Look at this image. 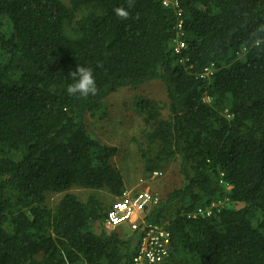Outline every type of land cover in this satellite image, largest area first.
I'll list each match as a JSON object with an SVG mask.
<instances>
[{"label": "trees", "instance_id": "1", "mask_svg": "<svg viewBox=\"0 0 264 264\" xmlns=\"http://www.w3.org/2000/svg\"><path fill=\"white\" fill-rule=\"evenodd\" d=\"M259 25L264 0H0V264H132L141 233L104 226L122 148L87 118L121 92L141 174L181 178L145 213L170 234L165 264H264ZM78 65L96 95L67 94ZM156 82L165 99L145 94Z\"/></svg>", "mask_w": 264, "mask_h": 264}, {"label": "rangeland", "instance_id": "2", "mask_svg": "<svg viewBox=\"0 0 264 264\" xmlns=\"http://www.w3.org/2000/svg\"><path fill=\"white\" fill-rule=\"evenodd\" d=\"M143 89L145 90V94L150 97L165 99L163 87L158 82L148 84ZM113 96L112 101L114 105L109 107V119L103 118L97 121L96 119H92L93 117L90 118V116H87L89 120L96 122L91 129L95 128L94 132L97 136H100L104 142L122 148L118 157L114 159V162L123 174L125 190L139 192L149 188L155 190L157 194L163 195L166 191L180 183V175L176 172V168L173 164L169 165L166 170L161 171L158 175L150 174L144 177L141 174V164L137 163L135 159L136 155L133 152L130 141L131 136L140 127V118L135 114L134 110L129 108V110H126L122 103L123 101H129L132 98L131 95H128L126 92H121L120 94L115 93ZM98 127H100V129H98ZM72 192L84 199L90 191L74 188ZM96 193L101 198H106L105 193L101 191Z\"/></svg>", "mask_w": 264, "mask_h": 264}, {"label": "built area", "instance_id": "3", "mask_svg": "<svg viewBox=\"0 0 264 264\" xmlns=\"http://www.w3.org/2000/svg\"><path fill=\"white\" fill-rule=\"evenodd\" d=\"M168 1H165L167 3ZM182 46L183 43L178 44ZM178 49V48H177ZM160 172H153L158 175ZM158 200V194L149 188L139 192L124 190L116 197L106 211L104 226L113 230L128 227L130 233H141L138 249L132 258V264H165L167 262L170 234L164 225L148 223L145 220L146 209ZM210 213L209 209L198 208L197 213Z\"/></svg>", "mask_w": 264, "mask_h": 264}, {"label": "clouds", "instance_id": "4", "mask_svg": "<svg viewBox=\"0 0 264 264\" xmlns=\"http://www.w3.org/2000/svg\"><path fill=\"white\" fill-rule=\"evenodd\" d=\"M128 7L133 6V0H127ZM114 12L117 17L121 19H128L129 12L123 6L116 7ZM264 33V25H259L253 32L250 34L251 36L256 37L253 41L254 44L259 45L264 42V36L260 34ZM180 40H176V48H181L179 46ZM70 76L73 79V83L67 86V94L69 96H77L79 98H88L90 95L94 96L97 93L96 81L93 75V70L90 67H84L78 65L76 71L70 73Z\"/></svg>", "mask_w": 264, "mask_h": 264}]
</instances>
